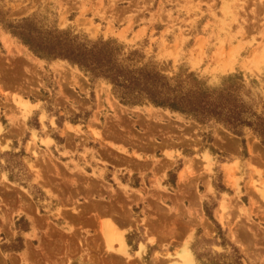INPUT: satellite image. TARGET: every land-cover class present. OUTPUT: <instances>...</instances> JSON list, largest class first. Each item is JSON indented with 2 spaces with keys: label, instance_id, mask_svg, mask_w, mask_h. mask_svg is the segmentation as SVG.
Returning <instances> with one entry per match:
<instances>
[{
  "label": "rangeland",
  "instance_id": "obj_1",
  "mask_svg": "<svg viewBox=\"0 0 264 264\" xmlns=\"http://www.w3.org/2000/svg\"><path fill=\"white\" fill-rule=\"evenodd\" d=\"M78 53L264 117V0H0V264H264L261 136L126 101Z\"/></svg>",
  "mask_w": 264,
  "mask_h": 264
},
{
  "label": "trees",
  "instance_id": "obj_2",
  "mask_svg": "<svg viewBox=\"0 0 264 264\" xmlns=\"http://www.w3.org/2000/svg\"><path fill=\"white\" fill-rule=\"evenodd\" d=\"M15 34L38 55L50 56L56 54L57 48L52 46L48 39H41V37L32 36L21 30ZM70 57L94 76L108 78L126 101L130 102L131 100L127 95L136 91L135 94L138 96L148 95L146 97L155 104L170 107L197 119L215 117L224 122L238 135L243 134V128L248 126L261 136L264 143V117L249 110L242 101L234 98L232 93H227V89L220 95L214 96L208 91V88H203L201 82H194L193 73L186 75L185 79L178 75L174 80L181 88L182 85H190L186 91L181 89L178 94V90L169 84L168 79L167 81H161L162 79L159 76L162 75L156 69L150 71L147 75V82L144 81L145 85H142L140 84L142 81L141 76H139L141 70L139 72L130 70L123 65H118L113 55L111 60L106 61L107 63H101L102 60H106V55L105 57H100L97 54L90 53L89 58H87L84 53H78L72 54ZM193 82L194 84L192 85L191 83ZM137 101L142 100H134L132 102Z\"/></svg>",
  "mask_w": 264,
  "mask_h": 264
},
{
  "label": "bare ground",
  "instance_id": "obj_3",
  "mask_svg": "<svg viewBox=\"0 0 264 264\" xmlns=\"http://www.w3.org/2000/svg\"><path fill=\"white\" fill-rule=\"evenodd\" d=\"M106 235H107V238L109 239V235H108L107 232H106ZM120 241H121V243L123 244V247H124L125 245H124L123 237H122V239H120ZM179 257L181 258V259H179V261H173L170 264H196L194 256H193V254L191 253V251L189 249H187L186 251L182 252L179 255ZM176 259H178V257H176Z\"/></svg>",
  "mask_w": 264,
  "mask_h": 264
}]
</instances>
